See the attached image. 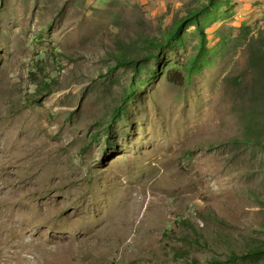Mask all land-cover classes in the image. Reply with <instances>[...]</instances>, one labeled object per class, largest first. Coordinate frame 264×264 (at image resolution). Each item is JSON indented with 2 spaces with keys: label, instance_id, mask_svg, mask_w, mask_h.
Masks as SVG:
<instances>
[{
  "label": "rangeland",
  "instance_id": "1",
  "mask_svg": "<svg viewBox=\"0 0 264 264\" xmlns=\"http://www.w3.org/2000/svg\"><path fill=\"white\" fill-rule=\"evenodd\" d=\"M208 3L0 0V220L28 224L12 264H264V0H216L211 64L173 83L202 35L165 36Z\"/></svg>",
  "mask_w": 264,
  "mask_h": 264
},
{
  "label": "trees",
  "instance_id": "2",
  "mask_svg": "<svg viewBox=\"0 0 264 264\" xmlns=\"http://www.w3.org/2000/svg\"><path fill=\"white\" fill-rule=\"evenodd\" d=\"M216 3V0H209V3L204 5L201 9L195 10L191 12L188 16L180 20L176 25L173 27L172 30H170L166 36L165 40L167 42H170L171 40L175 38H181L182 32L185 30L187 26L190 25H196L200 31L202 27L201 22V14H210L211 13V7L214 6ZM201 32V40L200 44L197 48V50L188 58V60L184 64H178L177 68L175 70H172L169 73V81L182 85L183 83H188L191 81V79L200 73L207 65H210L212 60L209 55V49L207 47V41L204 31ZM151 54L148 53L145 55V57H148ZM117 62L119 64H123L126 62H132V60H128L125 56L122 54L118 56ZM141 71V68H137V74H139ZM178 73V74H177ZM179 77L178 79L176 77ZM137 89V83L134 79L129 87L127 88L121 102L115 107L114 112L112 114V121H117L121 115L125 112L127 104L132 100L134 93ZM250 253L255 254H264V246L257 245L250 249Z\"/></svg>",
  "mask_w": 264,
  "mask_h": 264
},
{
  "label": "bare ground",
  "instance_id": "3",
  "mask_svg": "<svg viewBox=\"0 0 264 264\" xmlns=\"http://www.w3.org/2000/svg\"><path fill=\"white\" fill-rule=\"evenodd\" d=\"M25 227L28 228L27 223L23 222L21 219H17V217L13 218L12 215L6 219L0 220V264H12L14 259L18 257L19 245L25 244V240L22 238ZM18 238L20 240H18Z\"/></svg>",
  "mask_w": 264,
  "mask_h": 264
}]
</instances>
